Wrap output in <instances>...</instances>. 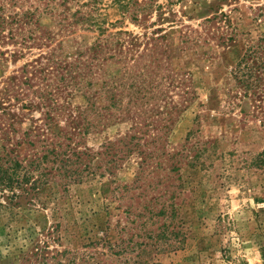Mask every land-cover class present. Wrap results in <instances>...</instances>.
<instances>
[{"label":"rangeland","instance_id":"1","mask_svg":"<svg viewBox=\"0 0 264 264\" xmlns=\"http://www.w3.org/2000/svg\"><path fill=\"white\" fill-rule=\"evenodd\" d=\"M1 175L0 264H264V0H0Z\"/></svg>","mask_w":264,"mask_h":264},{"label":"trees","instance_id":"2","mask_svg":"<svg viewBox=\"0 0 264 264\" xmlns=\"http://www.w3.org/2000/svg\"><path fill=\"white\" fill-rule=\"evenodd\" d=\"M69 162H71V161H69L68 159H66L64 165H67ZM72 164H73V163H70L69 165H72ZM69 165H68V167H69ZM1 178H3L2 175L0 176V179H1ZM4 178H5V177H4ZM8 179L11 181L12 178L8 176ZM17 180H18V179H17ZM22 181H23V179H22ZM17 182L19 183V180H18ZM8 184H10V182H8Z\"/></svg>","mask_w":264,"mask_h":264}]
</instances>
